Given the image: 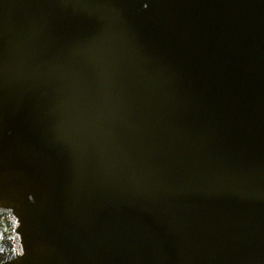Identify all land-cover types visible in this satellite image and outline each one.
Returning <instances> with one entry per match:
<instances>
[{
  "label": "water",
  "instance_id": "95a60500",
  "mask_svg": "<svg viewBox=\"0 0 264 264\" xmlns=\"http://www.w3.org/2000/svg\"><path fill=\"white\" fill-rule=\"evenodd\" d=\"M0 264H264V0H0Z\"/></svg>",
  "mask_w": 264,
  "mask_h": 264
}]
</instances>
